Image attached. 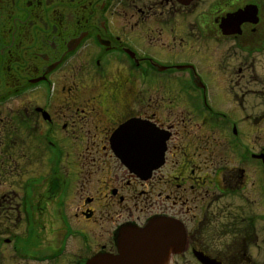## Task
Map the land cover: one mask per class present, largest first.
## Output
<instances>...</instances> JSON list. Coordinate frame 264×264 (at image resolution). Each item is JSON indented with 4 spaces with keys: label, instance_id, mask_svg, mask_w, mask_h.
I'll list each match as a JSON object with an SVG mask.
<instances>
[{
    "label": "flooded vegetation",
    "instance_id": "af4514ba",
    "mask_svg": "<svg viewBox=\"0 0 264 264\" xmlns=\"http://www.w3.org/2000/svg\"><path fill=\"white\" fill-rule=\"evenodd\" d=\"M225 45L231 46L235 64L214 67L209 57L216 56ZM176 47L181 53L176 58L186 55L187 63L197 72L195 77L207 83L210 90L217 87L211 80L214 78L220 87L225 86L223 77L231 70L240 83L246 80L261 89L238 90L228 95L223 104L214 95L198 97L197 102L203 106L201 121L196 124L198 133L187 139L186 152L178 156L170 152L171 147L181 148V144L172 146L177 140L172 132L164 165L152 172L151 180L143 182V177L130 172L114 157L110 139L116 127L131 118L155 121L163 114L170 120L169 105L175 98L170 95V82L176 77L168 74L174 73L176 65L163 58L159 50L170 55ZM256 65L262 72L256 73ZM158 66L168 69L160 70ZM180 70L187 79L190 77L189 69ZM250 70H254L252 75L247 74ZM164 80L167 87L161 91ZM256 92L257 96L249 98ZM188 95L190 100L195 98L190 86ZM97 113L101 116L97 117ZM67 122L71 128L93 124L96 150L92 157L98 151L102 155H98L99 165L92 167V178L104 158L114 157L117 186L125 192L130 188V193L135 191L137 196L146 195L147 200L121 196L114 179H97L104 191L99 187L97 196L84 193L77 205L79 200L72 194L79 196L82 183L78 185L77 180L70 188L60 174H82L81 154H88L90 146L84 147L81 138L73 139L67 132ZM262 122L264 0H0V168L9 173L10 169L25 171L27 167L19 159L27 158L32 164L40 142L44 150L38 154L48 153L47 163L56 152L53 162L42 167V172L50 170L40 186L47 194L40 193L36 199L38 221L28 222L24 242L12 259L14 264H88L96 254L113 256L110 264H144L136 252L139 246H135L143 244V239L120 229L129 225L143 228L157 219L183 218L187 242L182 255L188 253L192 264H251L249 254L256 244L252 243L256 236L253 237L251 223L255 220L260 223L256 225L258 229L264 227V138L257 130ZM82 133L92 142L90 130ZM189 133H193L192 128ZM170 153L178 159H170ZM247 166L257 182L260 179L255 194L262 210H256L254 220L241 217L247 208L238 206L231 211L238 217L226 210L208 213V196L214 203L230 195L247 202L243 198ZM161 171L162 178L171 171L181 178L177 180L174 175L161 181L156 175ZM56 189L60 191L58 205L62 207L52 217L46 207ZM64 194L66 197H62ZM73 203L80 214L71 210L68 213L67 207ZM141 203L144 207L139 208ZM124 204L125 209L137 211L138 215L130 213L129 218L114 220L113 224L111 219L107 224L99 218L104 220L102 229L113 225L103 240L95 229L100 222L96 223L93 213L117 218L116 210L120 211ZM83 221L88 225L79 227ZM208 230L210 234L204 236ZM146 239L154 243L150 236ZM163 250L169 261L156 257L146 264H178L171 246Z\"/></svg>",
    "mask_w": 264,
    "mask_h": 264
},
{
    "label": "rangeland",
    "instance_id": "374dc122",
    "mask_svg": "<svg viewBox=\"0 0 264 264\" xmlns=\"http://www.w3.org/2000/svg\"><path fill=\"white\" fill-rule=\"evenodd\" d=\"M159 53L166 60H170L171 63L172 62H176V60H177L176 59L177 54H181L179 52L178 48L176 50H173V52L170 55L164 54V53L160 52V50H159ZM231 53H232L231 46L230 45H225L224 47L220 48L217 51L216 56L213 55L212 57H209V59L212 60L213 65H215L214 67H216L218 65L219 68L221 69V66L224 65V64H229V63L230 64H235L234 63L235 58L231 55ZM185 56H184V58H185ZM192 58L194 59V57H192ZM186 60H188V59L185 58L182 61H186ZM166 63H169V61L166 62ZM255 67L256 68L254 70L256 71V73H259V71L262 72L261 70H259V68H257V65ZM201 69H203L202 66H201ZM206 70H210V68L209 67H206ZM211 70H212V72L214 71L213 69H211ZM254 70H250L247 74H251L250 72L251 71H254ZM205 74L208 75V73H205ZM212 77H213V75H210V78H212ZM216 77H217V74H216ZM247 78H249V76H247L246 79ZM211 80L214 82V84L217 87L211 89L210 90V94L211 95L213 94L215 97H217L219 99V101H223V100L226 101L227 98H228V95H230V97H231L233 95V92H236L238 90L245 91L247 89H252L254 91L255 90L258 91V90L261 89L260 86H256V85L254 86L252 84H249L246 80H245V84L243 82L240 83L241 80H238L237 79V75H236V72L234 70H231L228 73L227 76L223 77V84L225 85L223 87H220V85L217 84V81H216L215 78L214 79H211ZM65 88L67 89V86ZM171 90H173V91L170 93V95H174L175 96V98H174V104H176V105L178 104V108H176V109H170L171 110V113H172L170 120H166L163 114H161L160 116H158L157 117L158 118L157 120L159 122L166 121L165 123H169V121H172L174 123H178L179 120H181L183 118H189V116H190V113L187 110L185 101L183 100V98H180V95H181L180 91L174 85H172ZM252 90H250V91H252ZM161 91H164V90L161 88ZM220 95H222L223 100H222V97H220ZM257 95H258V92H256L255 95H250L249 98H252V97L257 96ZM250 104H253V101H251ZM244 111H246V110H244ZM257 111H259V109H257ZM100 116H101V114H98L97 113V117H100ZM82 117L84 118L85 116H82ZM68 123L69 122H67L66 129H67V132L70 133L73 136V139H78L79 140V138H81L82 141H83V143H84V147L86 145H89L90 146V149H89V153L88 154L85 153V152H83L81 154L82 155L81 156V163L84 165V172L82 174H80L81 176L80 175H77L75 173H68V174L65 175V177L62 176L63 177V181L68 182V184L70 185V188L73 187L74 182H76L77 180H78V185H79V183H82V186L80 188V194H79V196L72 194V197H75V199H78L79 200V202H77V205H78L79 203L82 202L81 199L83 198L84 193H93L95 196H97V192L96 191L98 190L99 187L101 188L100 189L101 192L104 191V188L102 186H100V183H98L96 181L97 179H112V180L114 179V182L116 183V186H117L116 179L114 178V175H116L115 173H117L116 172L117 171V166H113L112 167L114 161H112L111 158H106L107 160H103L104 162H102V165H100L99 170H97L96 176L94 178H92V176L94 174V169L92 167L94 166L95 163H97V161L99 159H101V158L98 157V155L102 153V152L98 151V152H96V154H94L95 157L94 158L92 157V151H95L96 150V148H95V140H96V137H94V135L96 134V132L93 129V124L91 123L90 125H86V126H81V125L76 124L74 127L71 128L68 125ZM192 123L194 125V124H197L198 122H196V120H194V118H192ZM68 127H69V129H68ZM190 128L191 127L189 126V123H187L186 125L185 124L184 125L177 124L176 127H174V130L177 131L176 134H177V137L178 138L176 137L177 140H175L172 143V146H176V144L178 146V144L179 145L181 144V148L184 149V150L183 151H180V150L178 151V150H176V148L171 147V150H170L171 153H174L176 156H178V155H180V154L182 155V153H185L186 152L185 151V144L188 141L185 140V138H184L185 136H180L181 134H179V133H180V130H186L187 131V130H190ZM87 130H90V134L92 133V142L91 141L88 142L87 141V138L85 137V134L82 133V132H85ZM257 130H259V135L264 138V122H262L260 125H257ZM59 137L62 138L63 135L60 134ZM179 139L182 140L181 143L178 142ZM59 141H58V143H59ZM77 142L78 143H81V141H77ZM66 149H67V145L65 143L64 151H66ZM38 150L33 153L32 159L34 161H33L32 164L40 165L41 167H43V165L46 164V161H45L46 160V157L44 156V154H40L39 155L38 154L39 153ZM178 152L180 154H178ZM78 153H80V152H78ZM171 153L168 154L170 159H178V157H176V156L173 158V155H171ZM0 158H3V156H0ZM12 159H15V157H12ZM16 159H18V158H16ZM18 162L21 163V165H23L24 167H27L26 170H28V169H30V167H32V164H29L28 163L27 158L26 159L21 158V159H19ZM184 167H185V169H187V166L185 164H184ZM1 170H5V169L4 168H1ZM10 170H11L10 173L9 172H3V173L0 174V176H4V174L6 173L5 174L6 177L4 176V179L2 181L7 182L4 185H1L0 184V196H2L4 194H8L7 196L10 197V199L8 200V203L10 202L12 204V203H14V201H11L12 198H14V194H13V192L11 190V185L9 183L13 184V186L15 188V187L18 186V181L16 179V173L13 172L14 170H12V169H10ZM81 170H82V168H81ZM246 170H247L246 176L244 177L245 180H246V182L244 181L245 190H244V193H243L244 194L243 195V198L244 199H247V202L245 201V203H244L243 201H240V200L236 199L235 197L232 198L231 197L232 195H230V196H228L227 199H220L218 201H215V203H214V202H212L210 200V198L208 196V197H206L208 199L207 200V202H208V213H210V214L211 213H215V209L218 210V211L219 210L220 211L226 210L227 213H230L234 217H238L239 215L237 213L233 214L231 212L232 210L236 211V209H237L236 206H238V208L239 207L244 208V209L247 208V210L245 209L246 212L241 214V217L243 215H244L243 217H245V218H247V217L250 216V218L254 220V218H253L252 215L256 214V212H257L256 210H258V211H261L262 210V207L260 205L261 201H258V196L255 194V190H258L257 185L260 184V182H259L260 179H258V182H257L255 175L254 174L251 175V169L248 166H247V169ZM26 173H27V171H26ZM26 173H24V174H26ZM28 174H29V172H28ZM263 181H264V179H263ZM250 184H253V185H250ZM186 187H188V184L186 185ZM77 188H78V186H77ZM170 190H171V188L169 189V192H170ZM56 191H57V189L54 192V196L52 198H49V200L47 202V207H46V213H48L52 217L57 213L58 204H59L58 194H57ZM130 192H131L130 188H128V191L127 192H125L124 190H121L119 188V193L123 197L132 198V197H136L137 196V194H135V191H133V193H130ZM40 193H42V195L47 194L42 189H41ZM49 195H50V193H49ZM154 197H156V196H154ZM154 197H152V198H154ZM137 198L140 199V202H142L144 200H147L148 196L142 195V194H138ZM254 200H255V202H254ZM4 201H5V199L3 200V202ZM140 202H138V203L140 204ZM122 203H125V202H122ZM75 205L76 204L73 203L71 205V207L70 206L67 207L68 213L71 210L74 213H79L80 214V212H78L77 205L76 206ZM129 206L131 208H134V206L132 205V203H129ZM156 206H157L156 204L153 205V208L156 207ZM105 207H106L105 205L102 206L103 209ZM141 207H144V204L142 206V203H141V205H139V208H141ZM160 207H162V206H160ZM81 208L83 209L84 206L81 207ZM125 208H127V207L124 204V206L120 207V211L116 210L118 212V217L117 218H115V217L114 218L101 217V216H98L97 215L98 214L97 212H94L93 213L94 214V217L93 218H96L97 219L96 220V223H99L100 222V225H98L95 229H96V231L98 233L102 234L103 240H104V238L107 237V231L110 230V229H113V225L106 226V227H104V229H102L103 221L104 220H99V218L105 219L107 224H111L110 223V219H111L112 224H113L114 223L113 222L114 220L120 219L119 221H121V220H123V218L124 219L125 218H129L130 213H133L135 216L138 215V212L137 211H134V210L128 211ZM182 210H184V208ZM182 210H180L178 212V214ZM95 213H97V214H95ZM88 214H89L88 216L91 215L89 212H88ZM219 214H221V212ZM219 214L218 215H214L213 214V215L214 216L223 217V215H219ZM110 215H112V214H110ZM219 219L222 220V218H219ZM257 224L260 225V223L259 222L257 223L255 220H254L253 223H251V227H252L251 229H252L253 237L256 236L255 238L252 237L253 239H256V241H252V243H256V244H255V250L252 253H250L249 255L252 258V263L251 264H264V227L263 228L260 227V229H258L257 226H256ZM87 225H88V222H84L83 221L80 224L79 227H82L83 228L84 226H87ZM209 234H210V230L205 231L204 236H208ZM211 237H213V236H211ZM103 240H101L100 243H102ZM225 240L226 239H223V241H225ZM108 242H109V238L106 239V244H108ZM186 242H187V239L185 237V243H184V245L186 244ZM1 247H2V251L3 252H0V253H4V256L7 253H10L11 248L9 250L8 247H5V246H1ZM0 256H1V254H0ZM5 258L7 259L8 256H5ZM176 261L178 262V264H192L191 258L189 257L188 253L184 254L181 257H176ZM0 264H14V263L12 262V260H8L5 263L4 262H1Z\"/></svg>",
    "mask_w": 264,
    "mask_h": 264
},
{
    "label": "snow or ice",
    "instance_id": "6c2138e0",
    "mask_svg": "<svg viewBox=\"0 0 264 264\" xmlns=\"http://www.w3.org/2000/svg\"><path fill=\"white\" fill-rule=\"evenodd\" d=\"M125 130L124 129H121L120 132L117 133V135H120V133L124 132ZM158 133H156V131L154 129H150V128H147L145 127L143 129V131L141 132V136L147 140L151 137H153L154 135H157Z\"/></svg>",
    "mask_w": 264,
    "mask_h": 264
}]
</instances>
